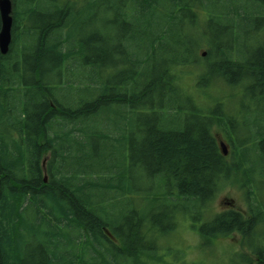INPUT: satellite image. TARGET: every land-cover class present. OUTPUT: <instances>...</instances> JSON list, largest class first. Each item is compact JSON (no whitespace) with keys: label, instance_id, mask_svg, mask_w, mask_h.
<instances>
[{"label":"trees","instance_id":"1","mask_svg":"<svg viewBox=\"0 0 264 264\" xmlns=\"http://www.w3.org/2000/svg\"><path fill=\"white\" fill-rule=\"evenodd\" d=\"M11 2V36L14 23L25 17L38 38L35 42L33 34V46L23 49L24 45L19 49L12 42L5 54L0 53V122L10 111L16 121L11 128L18 134L11 140L0 136V264H33L37 257L38 264H188L187 252L192 249L190 245L179 247L181 230L192 231L196 240L217 245L218 250L222 237L239 234L238 243L223 254L230 258L226 264H264V114L261 120L251 122L248 114L253 109L242 116L226 114L219 111L217 100L209 99L204 100L207 112L200 114L195 103L201 99L190 92L201 82L204 85L209 78L215 80L226 72L225 60L233 67L236 61L215 46L208 31L204 30L206 39L199 38L197 43L182 33L185 20L194 17V1L83 0L80 6L75 0ZM19 4H23L21 19L16 16ZM33 8L41 11V23L33 22ZM253 9L264 13V0H244L236 6L237 18L228 19L226 32L241 27L245 33L253 25L256 31L264 30V16L249 14ZM223 12L220 15L226 18V10ZM99 14L105 15L106 26L117 35L108 38L95 30L88 33L94 35L96 42H92L84 34V27L90 16L89 23L94 24ZM234 39L229 44L231 49L237 35ZM202 40L215 47L213 58L196 52ZM119 53L123 65L134 66L132 72L122 68L102 77L106 68L116 67ZM243 58L234 70L236 77L229 75L228 80L241 88L249 106L253 102V107L259 103L264 107V70L260 72L263 78L254 80V57ZM194 64L206 67L207 72L198 71L191 87H186L184 71L172 67L186 69ZM85 68L90 69L87 79L91 86L81 90L88 93L73 95L72 103L52 94L53 79L65 75L67 82L78 80L81 74L74 75L72 70ZM246 78L252 80L244 82ZM10 92L14 93L12 104L4 101ZM185 102L190 106L182 117L177 108ZM165 105L174 110V123L180 128L166 120L170 111L165 118L158 116L167 108ZM111 106L124 109L120 125L125 131L128 127L127 136L120 137L124 141L121 169L116 171V163L105 162V157H111L105 152L84 160L87 171H72L64 155L70 145L55 149V143L70 136L73 139L75 132L84 130L85 122L72 125L78 115L79 120H92ZM134 114L135 123L130 120ZM140 114L148 118H139ZM212 123L228 147L227 155L220 151ZM239 123L253 125L250 131L246 127V137L238 136ZM137 124L144 126L142 137L135 133ZM99 138L110 136L103 133ZM9 147L18 156L13 164L5 163ZM46 149H52L46 169L48 181L42 176L40 164ZM250 152L255 153V161ZM135 167L163 186L153 202L140 207L130 197L135 187L126 175L127 169ZM232 175L239 178L246 209L216 211V194ZM168 255L172 261L167 260ZM214 260H218L217 254Z\"/></svg>","mask_w":264,"mask_h":264},{"label":"rangeland","instance_id":"2","mask_svg":"<svg viewBox=\"0 0 264 264\" xmlns=\"http://www.w3.org/2000/svg\"><path fill=\"white\" fill-rule=\"evenodd\" d=\"M12 1V0H11ZM45 1V0H43ZM77 2V5L80 6L83 3V0H75ZM244 0H196L195 6L192 7L194 17L193 19H186L184 24L181 26V31L184 35L188 34V38H193L195 43H197V39L199 38H205L204 36V30L208 31L211 36L215 38V36H221L222 42L221 43H232L235 39V35H237V40L233 44L231 49V55L236 57V51L239 50L240 53H242L243 50L241 48L244 46V44L250 42L247 41L245 36L251 35L254 33L255 26L248 27L247 29H250L248 32H243L240 29L233 30L231 33L226 32L228 26L230 25L228 19H236V15H230V17H223L222 13H224V10L228 11L229 7H233V9L236 8V6H239L243 4ZM19 15V18L21 17V10H17ZM37 12H41L38 10ZM14 13V7L12 4L11 9V15L13 17ZM16 15V16H17ZM104 14H99L95 16L94 24H90L89 22L92 20V16L88 18L87 23L85 24V33L88 34L90 31H93V29L97 30L99 33L104 34L105 36L111 35V32L113 34L112 30H109L106 26ZM23 18V17H21ZM20 18V19H21ZM114 17L111 15L109 16V21H112ZM37 18L34 17L32 20H36ZM107 19V20H108ZM189 21H194L195 24H190ZM24 20H20L18 23L19 27L16 30V36L17 38V48H21V46L25 45L26 39L21 34ZM187 22V23H186ZM105 26V27H104ZM255 27V28H254ZM253 35V34H252ZM113 36V35H112ZM210 36V38H212ZM258 36V35H256ZM254 36V37H256ZM213 38V39H214ZM206 39V38H205ZM169 44H172V39H168ZM193 42V41H192ZM251 43V42H250ZM252 44V43H251ZM250 45V44H247ZM240 47V49H239ZM212 47H210L205 41H198V45L196 46V52L198 54L209 56L210 58H213L212 56ZM250 56V55H248ZM203 57V56H202ZM232 57V58H234ZM243 58V57H241ZM245 58V56H244ZM243 58V59H244ZM247 59V58H246ZM183 66V65H182ZM178 66V70L184 71V76L182 81H184V84L186 87H191V84L193 82V77L195 74L200 71L199 73L202 74L206 71V67L204 66H197V65H190L186 69L183 67ZM199 68V70H198ZM74 71V75H80V79L74 80L72 79L70 82L68 81V77L65 75H62L61 77H56L55 81L52 80L53 86H55V89H52V94H56L57 99H62L65 102H71L72 103V97L75 94L78 93H88V91H84L81 89H84L88 86H91L90 81L87 79V76L90 75V69L85 68L81 71L78 70H72ZM114 72H117L115 68H106L104 72L102 73V77H105L106 74H115ZM236 73L230 74V77L235 78ZM58 76V75H57ZM54 77V76H53ZM211 83L209 86L201 82V85L198 86V88L192 90L190 93L193 97H200V102L195 103L200 108L203 109L204 114L207 109L208 104L204 102L205 99H209L211 101H216L219 103V107L222 110L234 108L235 111H238L240 104H245V102L248 105V99L244 98L242 96V90L241 88H238L236 85H234V82L231 84H228L227 88L226 86H220L219 89H211ZM87 85V86H86ZM14 93H7L6 99L4 101L6 103L12 104ZM54 96V97H55ZM88 97V96H86ZM195 97V98H196ZM194 98V99H195ZM245 100V101H244ZM197 101H199L197 99ZM250 102V101H249ZM249 106V105H248ZM250 109H253L252 112H249ZM123 108L120 106H111L109 108H106L102 110L94 119L92 120H85L83 121L84 124V130H79L78 132H75L74 138L70 136L68 139H64L63 141H58L55 143V149L69 146L67 152H64V155L66 156V164H69V167L72 171H75V169H81V171L85 170L87 171L88 165H82V163H85L84 160L88 156H94V158H97L99 155L105 154V152H110L111 157H105V162L108 164H114L116 163L117 166H115L116 171H119L121 169V162H122V155H123V146L124 141L120 138L126 137L127 133L124 129H122V123L124 121V112ZM147 109H143L141 111H146ZM249 112L248 118L251 122L259 121L261 113L264 114V107H261V105H257L253 107V102H250V106L247 110ZM14 114L10 111L8 112L7 118L0 122V136L10 138V135H13L16 137V130H14L12 125L16 124V121L14 119ZM134 118L136 117V114L132 115ZM17 120V118H16ZM82 124V125H83ZM213 124L212 132L214 133L217 138L222 139L221 133L217 126ZM125 131V132H124ZM93 133V135H91ZM103 133L109 134L110 138H99L100 136H103ZM93 136V137H91ZM41 143H43L42 137H40L39 140ZM58 146V147H57ZM65 148V147H64ZM63 148V149H64ZM105 148H109V150H105ZM61 148V150H63ZM52 149H46L44 150V154L41 155L40 164H41V172L42 176L44 177L45 181H48V171L47 165L52 158L51 155ZM62 152V151H61ZM249 156L251 160L255 161V153L250 152ZM60 160V158L58 157ZM75 160H79L81 163H75ZM253 163V162H251ZM254 164V163H253ZM143 170L139 167L132 168L130 170H126V175L129 178L130 184H132L135 187V193L130 195L131 198H133V203L136 207L143 206V204H146L147 201H152L154 195L158 196L159 192H162L163 186H159L158 182L153 179H147L144 174ZM106 175V174H104ZM100 175V176H104ZM3 176V175H0ZM107 176V175H106ZM12 183V181L9 178L8 184ZM111 195L112 193H106V195ZM213 207L216 211H221L223 209L233 207L238 208L240 210L246 209V204L243 199V190L240 187L239 178L237 175H232L228 181L225 182L224 185H222L220 191L216 194L215 200L213 202ZM192 231L187 230H181L179 232V236L182 239V246H179L180 248L185 249L187 245H190L192 250L187 252V257L190 259L188 264H219L217 262L218 260H221L220 264H226L227 261L230 259L229 257H225V254L229 248L233 245H236L238 241L240 240L239 234H230L226 237H222L219 242V250L217 249V245L214 247V245H209L203 241L202 239L196 240L194 236L191 233ZM179 239V238H177ZM176 240V239H175ZM202 240V241H201ZM196 241V242H195ZM184 243V245H183ZM206 243V244H205ZM188 249V248H187ZM217 254L218 260H214V256ZM220 254V255H218ZM223 255V256H222ZM220 257V259H219ZM173 257L170 255L167 256V260L172 261ZM223 259V260H222ZM193 261V263H191ZM243 264V263H241Z\"/></svg>","mask_w":264,"mask_h":264},{"label":"bare ground","instance_id":"3","mask_svg":"<svg viewBox=\"0 0 264 264\" xmlns=\"http://www.w3.org/2000/svg\"><path fill=\"white\" fill-rule=\"evenodd\" d=\"M33 1V0H32ZM194 1V3H196V0H193ZM22 6H23V4L21 5V4H19L17 7H16V9L17 10H20V8H22ZM27 6V5H26ZM42 10V9H41ZM226 12H227V15L228 16H226V17H230V15H235V10L233 9V7H229L228 8V11L226 10ZM258 14V15H261V16H264V13H262V12H260V11H258V10H256V9H253V10H251L250 12H249V14ZM31 16H32V19H34V17H36V18H38V19H36L35 21H33V22H40L41 23V21H42V16L40 15V13L39 12H37V9L36 8H33L32 10H31ZM17 15V14H16ZM230 18H232V17H230ZM23 20H24V22H23V26H24V28H22V30H21V34H23V36L25 37L24 39H26V43H25V45L22 47V49L23 48H26V47H29V46H33L32 45V43H31V41H32V39L34 38V40H35V42H36V39L38 38V35H37V33L35 32V33H32V28H30V23H31V21H29L28 19H26L25 17L23 18ZM49 23H51V21L49 20L48 21V23L47 24H49ZM189 23L190 24H195L194 23V21H189ZM19 24L20 23H14V25H15V31H14V34L11 36V43L13 42V46L16 48L17 47V36H16V30L18 29V27H19ZM21 25V24H20ZM32 29V30H31ZM86 29V27H84V30ZM147 30V29H146ZM90 32H95V29H93V31H90ZM34 34V36H33V38H32V35ZM144 35H145V33H143ZM112 35H114V37H116V35H117V32H114L113 31V34H112V32H111V35H107V37L108 38H111V37H113ZM256 35H258V36H256ZM88 36V38H90V41H92V42H96L95 41V39H94V37H92V36H94L93 34H88L87 35ZM254 36H256V37H254ZM247 41H250V42H248V43H246V44H244V46L241 48V50H243L242 51V53H240V51L239 50H237L236 51V57H234L233 55H231V48H230V45L229 44H223V43H221L222 42V39H221V36L219 35V36H215V38H214V42H215V46L216 47H222V49H224V51L225 52H228V54H229V57H228V59H230L232 62H235V64H234V67L232 66V64L228 61V60H225V63H226V65L228 66V68L226 69L227 71L226 72H223L222 73V75L221 76H219V77H217V79H215L214 80V78H209V80L208 81H206L205 83L206 84H208V83H210V82H212L213 80H214V82H213V84L210 86L211 87V89L213 90V89H215V88H218L219 89V87L220 86H226V88H227V86H228V84H231V81H229L228 79H229V75L230 74H233V73H235V69H236V67H237V63L239 62V60H240V58L241 57H244V56H248V55H250L251 57H254V61H253V66L255 67V70L253 71V73H252V77H253V79L255 80H258V81H260L262 78H263V74H261L260 72L261 71H263L264 70V30H258V31H256V32H254L253 33V37H247ZM112 40V39H111ZM113 41V40H112ZM178 44V43H177ZM247 44H250V45H247ZM212 49L214 50L215 49V47L214 46H212ZM220 49V48H219ZM239 49H240V47H239ZM218 50V49H217ZM216 50V51H217ZM219 51V50H218ZM218 51H217V53H218ZM17 52H19V53H21V50H17ZM213 55H214V53H213ZM232 57H234V58H232ZM120 58L122 59V56L120 55V53L117 55V59H115V69H122V68H126V70H127V73H131L132 72V69H134V66L132 67H129L128 65H123V62H120L121 60H120ZM223 61H224V59H223ZM21 63H18V67L19 68H21ZM172 69L173 70H177V66L176 65H173V67H172ZM256 72V73H255ZM264 72V71H263ZM260 74V75H258V74ZM154 76H155V72L153 71L152 73H151V80L152 79H154ZM236 76V75H235ZM251 77V78H252ZM156 80V79H155ZM250 80H252V79H249V78H246L245 80H244V82H246V81H250ZM211 84V83H210ZM209 84V85H210ZM208 85V86H209ZM223 86V87H224ZM154 90L155 89V86L153 87V88H151V90ZM262 103H263V101H262ZM258 105H261V107H262V104L261 103H259ZM167 108H165L164 106V109H163V112H161L158 116L159 117H163V118H165L166 117V114L170 111V113H168V115H167V118H166V120H168V121H170L171 123H170V126H174V128H180L181 126H179V125H177L176 123H174V122H176L175 121V117H176V114H174L173 112H174V110L173 111H171V107H170V105L168 106V105H165ZM188 106H190V105H188L186 102L184 103V104H182V105H179V107L177 108L179 111H180V115L183 117V114L184 115H187L186 113H187V111L189 110V108H188ZM200 108V107H199ZM248 108H249V106L248 105H246L245 106V104H240L239 105V110L238 111H235V109L234 108H230V109H225V113L226 114H234L235 116H242V114H244L247 110H248ZM221 110V108L219 109V111ZM200 111L202 112L203 111V109L202 108H200ZM235 112V113H234ZM155 115V114H154ZM142 117V119L145 117V119L146 118H148V116H147V114H140V116H139V118H141ZM79 118H80V116L78 115L77 116V118L76 119H74V121H73V124L72 125H75L76 123H83V121H85L84 119L82 120V119H80L79 120ZM130 120H133L134 122L133 123H135L136 121H137V117H136V119L134 118V116H132L131 118H130ZM178 122H179V124L180 125H183L184 124V120L181 118V117H179V120H178ZM248 124V125H247ZM247 124H242V123H239V125H238V136H241V137H246L247 135L246 134H248V133H246L245 132V130H246V127H247V129H249V128H252V124H250V123H247ZM136 126V125H135ZM136 128H137V130H136V135L138 136V137H142V135H143V133H144V131H143V129H144V126L143 125H140L139 126V124H137V126H136ZM172 131H175V130H172ZM249 131H250V129H249ZM49 133H51V131L49 132ZM49 133H47V134H49ZM18 136V134H16V137ZM136 136V137H137ZM10 137H15V136H13V135H10ZM217 137V136H216ZM137 139V138H136ZM219 138H217V140H218ZM10 140H11V138H10ZM221 151V150H220ZM62 152H64V151H62ZM225 155H227V154H225ZM16 157H18V156H16L15 154H14V151H13V149L11 148V147H9V149H8V152L6 153V155L4 156V158H5V163L6 164H13L15 161H16ZM24 156H22V158H23ZM10 166V165H9ZM10 168H8V170H9ZM28 253H29V251H27ZM38 258V257H37ZM35 259L34 260V262H33V264H38V261H39V259H40V257L38 258V259Z\"/></svg>","mask_w":264,"mask_h":264},{"label":"water","instance_id":"4","mask_svg":"<svg viewBox=\"0 0 264 264\" xmlns=\"http://www.w3.org/2000/svg\"><path fill=\"white\" fill-rule=\"evenodd\" d=\"M11 0H0V53L5 54L11 43L13 17L11 15ZM222 154L228 153V147L222 139H218ZM1 182V179H0Z\"/></svg>","mask_w":264,"mask_h":264}]
</instances>
